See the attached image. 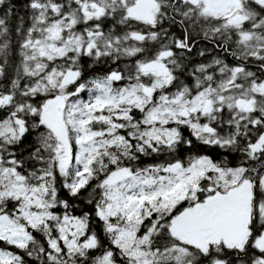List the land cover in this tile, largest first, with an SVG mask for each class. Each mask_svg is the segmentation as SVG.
<instances>
[{"label": "snow or ice", "instance_id": "snow-or-ice-1", "mask_svg": "<svg viewBox=\"0 0 264 264\" xmlns=\"http://www.w3.org/2000/svg\"><path fill=\"white\" fill-rule=\"evenodd\" d=\"M0 264H264V0H0Z\"/></svg>", "mask_w": 264, "mask_h": 264}]
</instances>
